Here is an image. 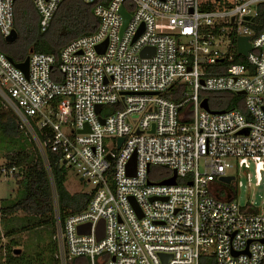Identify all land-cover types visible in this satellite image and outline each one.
Instances as JSON below:
<instances>
[{"label": "built area", "instance_id": "2783aa9c", "mask_svg": "<svg viewBox=\"0 0 264 264\" xmlns=\"http://www.w3.org/2000/svg\"><path fill=\"white\" fill-rule=\"evenodd\" d=\"M61 1L32 0L41 32ZM83 1L97 29L58 57L30 54L25 75L0 53V100L21 129H49L47 148L92 187L82 211L62 221L55 213L60 264H262L264 209L221 190L235 182L232 169L252 167L255 185L264 180V32L250 29L264 0H223L221 9H205L208 0ZM14 2L0 0L3 39ZM239 37L249 38L245 64L233 63ZM176 83L178 102L165 96ZM212 92L242 96L244 112L203 109L201 94ZM173 171L174 185H158Z\"/></svg>", "mask_w": 264, "mask_h": 264}, {"label": "trees", "instance_id": "16d2710c", "mask_svg": "<svg viewBox=\"0 0 264 264\" xmlns=\"http://www.w3.org/2000/svg\"><path fill=\"white\" fill-rule=\"evenodd\" d=\"M225 5L223 0H208L204 8L221 9ZM93 9L94 5L83 0H62L47 30L41 32L39 15L32 0H15L13 29L17 33V38L14 42L8 43L0 36V53L6 55L14 63L23 62L32 53L51 54L58 57L60 50L70 41L89 35L97 29L98 20ZM250 29L254 35L264 32V3L257 6V15L251 21ZM235 40L236 38L233 37L234 44ZM233 63L245 64V59L234 53ZM183 88L184 86L176 83L165 96L178 102ZM201 96L208 99L209 107L213 110L238 109L244 112L243 97L240 95L230 92H212L202 93ZM8 109L11 113L0 110V132L4 137L13 139L19 135L20 121L14 112ZM31 127L37 143L41 146L46 145L43 154L38 150L36 142L31 139L28 146L33 148L34 156L28 150L22 149L7 158L5 167L7 170L13 167L16 169V172L11 174L17 185L16 198L8 210L15 209L28 214L33 217L34 223L30 226L21 224L16 228L9 226L8 232L5 233L7 242L2 246L3 251L6 250L7 253L5 262L8 264H40L39 255L32 259L33 254H28L27 251L24 257L17 256L18 258L12 257L11 259L10 257L11 253L16 254V247L22 244L25 247L31 246L32 241L30 244L28 241H21L17 238L18 235L26 234L33 239L34 235L39 236L37 231L45 229L40 233L47 238L52 237V246H49L50 250H48L51 260L54 264H60L58 258L56 259L57 245L54 239L55 213L57 212L62 221L68 214L82 211L87 205L89 195L69 193L65 186L68 168L62 164V157L59 153H53L47 148V141L51 137L50 130L39 129L33 122ZM2 209L0 208L1 212ZM252 211L257 212V209ZM40 240L42 238L37 239V243L39 242L36 245L37 252H42L44 246ZM19 254L20 252L16 255ZM69 264H88V262L84 258H73Z\"/></svg>", "mask_w": 264, "mask_h": 264}, {"label": "rangeland", "instance_id": "374dc122", "mask_svg": "<svg viewBox=\"0 0 264 264\" xmlns=\"http://www.w3.org/2000/svg\"><path fill=\"white\" fill-rule=\"evenodd\" d=\"M243 34H246L242 30ZM0 110L8 111L11 113V111L8 109V107L5 106L4 102L0 100ZM33 139L36 142L37 148L40 151L42 149L41 145H39L34 137V135L31 132H28L25 128L21 129L18 137H15L13 139L4 137L0 132V208H3L2 212L0 213L1 220H3L5 229H2V236L0 233V264H8L5 262L6 258V250L3 251V245L5 244L6 238L5 233L8 232L9 226L13 227H19L21 224L25 225H32L33 217H31L28 214H25L18 210H12L9 211L8 208L11 207L12 203L14 202V198H16V190L17 185L12 179V173L16 172V169L10 168L9 170L6 169L7 164V158L11 155L16 154L22 149L28 150L33 156V148L31 146H28L29 141ZM43 152V151H42ZM5 169L4 171H2ZM156 171L159 173H165L166 170L164 168H156ZM228 174H231L235 177V182L230 184L229 186L225 187L223 186V189L221 190V193L226 196V193L232 192L234 195V200L239 206H244L246 204H250L253 207L263 210L264 209V180H262V183L259 186H256V180L253 173V168L251 167L249 171H237L236 169L229 170ZM235 185V187H234ZM65 186L69 193H86L91 191V186L86 185L82 183L79 180V177L75 174V172L71 169L67 170V177H66V183ZM9 205V206H8ZM6 230V231H5ZM45 229L41 230L44 231ZM5 231V232H4ZM41 231H37L39 233V236L34 235L33 239H31V236L26 234L18 235V239L21 241H28L31 246L25 247V245H20L15 248V250H20V254L16 255L14 253H11L10 259L18 258L17 256L24 257L25 252L29 254H33L31 257L32 259H35L36 255H39V258H41L40 264H54V262L51 260V254L48 250L49 246H52V237H46L43 233H40ZM42 238L40 240L42 244L44 245L42 248V252H37L36 245L37 239ZM48 244V245H47ZM57 245V243L55 242ZM35 245V246H34ZM46 246V247H45ZM45 247V248H44ZM58 249V248H57ZM45 251V252H43ZM50 255V256H49ZM8 256V255H7ZM53 257V255H52ZM54 259V258H53ZM57 259V254H56ZM55 260V259H54Z\"/></svg>", "mask_w": 264, "mask_h": 264}, {"label": "water", "instance_id": "95a60500", "mask_svg": "<svg viewBox=\"0 0 264 264\" xmlns=\"http://www.w3.org/2000/svg\"><path fill=\"white\" fill-rule=\"evenodd\" d=\"M120 14L122 15L123 17V27L125 26V24L127 23L128 19H129V15L123 10L121 9L120 10ZM245 20H249V17H246ZM140 32V31H139ZM17 38V33L16 31L13 29L11 31V34L6 37L4 40L5 42H8V43H11V42H14ZM98 51H103V47L101 48V46H99L98 48ZM250 51V43H249V38L248 37H239L237 39V54L239 56H242V57H246L248 52ZM146 52V50H143L141 51L140 55H144V53ZM10 62L13 63V65L18 68L20 71H22L25 75H27V72H28V61H29V56H27L23 62L21 63H14L10 58H8ZM242 94V93H241ZM201 107L205 110L208 111L209 107H208V103H207V100L204 99L202 102H201ZM100 109V106H97L96 107V113H98ZM213 114H218V113H221V112H211ZM99 121L102 123L103 120L102 119H99ZM80 133H83V132H80ZM121 139H119V144L121 143ZM109 159V157H108ZM133 169H134V158L128 163V175H132L133 174ZM175 172L173 171V176L166 180V181H162L160 182L158 185H174L175 184ZM233 180V177H221L219 178V182L221 183H224V184H230V182ZM190 185V183H189ZM2 222V228L5 229V226H4V223H3V220H1ZM6 231V230H5ZM89 232V226L87 227H84V226H80L78 227V233H88ZM96 236L98 239H100L102 236H103V222H100L96 228ZM20 251L19 250H15V253L18 254Z\"/></svg>", "mask_w": 264, "mask_h": 264}]
</instances>
